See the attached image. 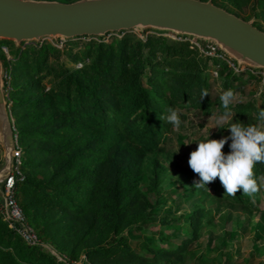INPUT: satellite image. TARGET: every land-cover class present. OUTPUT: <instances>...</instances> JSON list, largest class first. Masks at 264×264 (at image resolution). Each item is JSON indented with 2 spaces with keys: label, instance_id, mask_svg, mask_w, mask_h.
<instances>
[{
  "label": "trees",
  "instance_id": "trees-1",
  "mask_svg": "<svg viewBox=\"0 0 264 264\" xmlns=\"http://www.w3.org/2000/svg\"><path fill=\"white\" fill-rule=\"evenodd\" d=\"M226 1L239 9L242 0ZM253 4L259 9L254 17L264 19V0ZM59 51L19 50L9 93L23 176L22 181L16 178V200L41 243L50 244L56 255L42 246L27 245L0 216V264H182L196 256L213 216L210 209L195 207L177 218L172 208L165 207L164 197L176 183L218 206L227 203L250 213L263 212L264 163L257 162L253 169L260 191L249 197L240 189L233 197L224 195L219 177L208 184L210 192L194 188L199 175L185 173L183 179L173 180L158 157L172 135L183 136L159 118L168 114L169 107L214 116L223 112L221 94L210 96V63L224 73L219 82L222 91L231 88L235 95L246 83L262 81L260 73L249 69L234 73L226 63L203 57L188 41L150 36L142 41L129 33L111 43L90 41L82 53L69 54L71 63H81L79 69L51 63L50 57H59ZM0 58L8 71L10 63L2 54ZM47 78L51 86L46 91L42 83ZM202 89L209 95L200 99ZM258 100L259 104L253 98L236 99L231 123L258 125L264 92ZM230 135V129L222 126L214 139ZM230 144L229 139L222 149L225 154L231 151ZM153 225L161 226L160 234L148 230ZM135 230L146 236L138 249L128 238ZM255 236L264 239L262 231ZM214 255L217 263L209 264L232 260V252L218 250ZM254 259L232 264H251Z\"/></svg>",
  "mask_w": 264,
  "mask_h": 264
},
{
  "label": "water",
  "instance_id": "water-1",
  "mask_svg": "<svg viewBox=\"0 0 264 264\" xmlns=\"http://www.w3.org/2000/svg\"><path fill=\"white\" fill-rule=\"evenodd\" d=\"M154 30L212 43L237 66L264 71V33L201 0H0V42L16 47L51 40L103 39L133 30ZM0 59V194L14 167V135Z\"/></svg>",
  "mask_w": 264,
  "mask_h": 264
},
{
  "label": "rangeland",
  "instance_id": "rangeland-1",
  "mask_svg": "<svg viewBox=\"0 0 264 264\" xmlns=\"http://www.w3.org/2000/svg\"><path fill=\"white\" fill-rule=\"evenodd\" d=\"M207 1L212 2V0ZM253 1L254 0H242L240 2L239 9H234L226 0H215V3L219 5V8L223 10L227 9L237 12L238 16L236 17L244 21L251 20L254 24L257 25L254 26L257 29L259 28L260 31L264 33V19L254 17V14L259 13V9L254 6ZM216 4L214 5L217 6ZM222 7H224L225 9ZM125 33H129V35L142 41H145L146 38L149 36L163 37L171 41H178V37H175L168 33H159L150 29L144 31L133 30ZM124 34H112L106 36L103 39H75L71 40L74 42H72L73 44L71 43L70 45H66L67 41H55L51 39H46L37 43L25 45L22 44L18 47H16L13 43L0 42V47L5 48L7 50V55L1 53V51L0 54L4 56L6 62L10 63L8 73H10L11 70H13L14 68V66L12 67V64L15 62V54H17L19 50H23L27 47L33 49H39L40 47H48L50 50L52 48L60 50V56L50 57V62L54 64H60L63 62L68 68L79 69L81 67V63H71L68 60L69 54L82 53L84 51L85 44L90 41H104L105 43H111L114 40L121 39ZM191 42L188 43L194 46L193 43L195 42ZM2 44L11 45L6 46ZM202 44L205 45L208 43ZM200 46L202 50H204L203 46ZM198 51L203 57H206L203 52H201L200 50ZM2 63L4 64L3 61ZM240 68L244 70L246 69L245 67ZM218 70H220V68H217L216 66H211V63L209 64L208 73H210V82L212 84V90L210 93L211 97L213 95L215 96L217 94H222L223 92L219 86L222 72H219ZM257 72L260 74L264 73V71H254L253 73ZM222 74L224 75V73ZM241 78L247 81V77L245 75H243ZM42 84L47 91L51 86L50 78L45 79ZM263 86L264 80L258 83L254 81L246 83V85L236 90L235 99L232 101V103H234L236 99L238 101L248 102L250 99L253 98L254 100H257V104H259L260 100H258V97L261 92H264ZM179 112L182 123L177 132H181L183 136L179 135L180 138L178 139L176 135H172L168 140V148H163L164 150H161L160 153H158V157L161 163L167 168L173 180H175V177L183 179L185 177V173L195 174L196 176H198V174L194 173L188 165L190 153L196 150L197 148V143L195 142L205 140L208 137L209 139H214V136L218 134L219 130V128L216 127L214 115H206L201 113L200 111L189 110H181ZM231 121L232 120H229V122L223 124L222 126L228 127L229 124H231ZM257 124L264 125V123L261 121H259ZM260 187L261 190H264V178L261 179ZM164 197L166 199L165 207L168 206L172 208L177 218L187 216L191 212L192 208L195 207L210 209L212 213L211 217L213 216V218H211L212 222L207 226V231L205 230V234L202 237V246L197 251L196 256L194 258L188 257L184 262H182V264H209L211 262L217 263L218 260L215 258L214 254L215 252H218V250H223L225 254L228 252H232V262L227 261L225 264H232L235 262L246 263L248 259L252 256H254L255 259L251 264H264V239L257 240L255 236L261 231L264 233V210L261 213H250V209L233 204L221 203L218 206L216 201L213 199L207 200V198L204 196H196L195 194H190L189 187H186L184 184L179 183H176V185L173 187L167 188L164 192ZM216 206H218V211L216 210ZM208 217L209 216H207V218ZM207 221L208 219H205L203 221V224L207 225ZM158 222L159 217L156 218V221L154 223L158 224ZM148 230L158 235L160 234L161 226L153 225L151 227H148ZM135 232L138 231L135 230L133 234L128 235V238L131 246L138 249L139 244L145 241L146 236H143L142 234L140 235L139 232L138 234H135ZM178 235L180 236V233H178ZM153 240H155V237L153 238ZM41 246L44 249L50 251L52 254L56 255V251L50 244L41 243ZM202 255H204V259L201 261L200 258ZM211 257H213V259ZM76 264L84 263L77 262Z\"/></svg>",
  "mask_w": 264,
  "mask_h": 264
},
{
  "label": "clouds",
  "instance_id": "clouds-1",
  "mask_svg": "<svg viewBox=\"0 0 264 264\" xmlns=\"http://www.w3.org/2000/svg\"><path fill=\"white\" fill-rule=\"evenodd\" d=\"M208 95V90L202 89L200 99ZM219 99L223 112L215 116V124L221 129L233 115L231 104L235 93L229 88L222 92ZM167 113L159 118L178 130L182 123L179 110L169 107ZM258 119L264 122V110L259 112ZM227 129H230V137L219 140L208 137L195 142L197 148L190 153L188 160L189 167L199 175V180L193 186L210 192L208 184L219 177L225 189L224 195L234 197L242 189L243 195L254 197L260 187L253 169L257 162L264 163V125L245 127L242 123H231ZM229 139L231 151L225 154L222 149Z\"/></svg>",
  "mask_w": 264,
  "mask_h": 264
},
{
  "label": "built area",
  "instance_id": "built-area-1",
  "mask_svg": "<svg viewBox=\"0 0 264 264\" xmlns=\"http://www.w3.org/2000/svg\"><path fill=\"white\" fill-rule=\"evenodd\" d=\"M178 41H188V42H195L193 43L194 46L191 45V48L195 47L201 52L204 53L206 57L213 58L219 60L221 62L226 63L228 68L232 69L234 73H240L244 71L241 69L237 64L224 55L218 47H216L212 43L202 44V42H198L194 39L188 38H179ZM203 46V49L200 45ZM1 53L7 55V50L5 48L0 47ZM251 71V70H250ZM251 72H254L253 70ZM263 72V71H262ZM262 80H264V73H261ZM4 84H5V96L8 102V105H11V101L9 99V93L11 91V77L10 73L5 70L4 73ZM3 153L0 147V162L2 161ZM14 158V167L12 170L11 175L7 178L6 182L4 183L1 194H0V216L2 220L7 224L8 228L11 229L17 236H19L23 242H25L29 246H41V241L39 240L36 232L34 229L28 224L26 217L24 216L18 202L16 200V190H15V183L16 178L19 180H23V176L20 172V165H21V149L17 143L16 137V144H15V151L13 153Z\"/></svg>",
  "mask_w": 264,
  "mask_h": 264
}]
</instances>
